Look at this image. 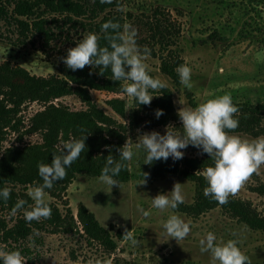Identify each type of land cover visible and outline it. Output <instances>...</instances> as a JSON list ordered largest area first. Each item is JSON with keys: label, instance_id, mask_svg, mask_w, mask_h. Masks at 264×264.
I'll use <instances>...</instances> for the list:
<instances>
[{"label": "rangeland", "instance_id": "1", "mask_svg": "<svg viewBox=\"0 0 264 264\" xmlns=\"http://www.w3.org/2000/svg\"><path fill=\"white\" fill-rule=\"evenodd\" d=\"M81 1L92 4L95 0ZM119 3L120 7L112 12L139 18L160 10L179 27V37L170 49L176 50L184 64L192 69V89L188 90L180 81L174 84L163 75L159 57L148 56L145 61L150 73L171 90L176 113L182 106H191L189 100L197 106L206 99L225 93H229L236 104L257 105L264 102V0H119ZM64 20H59L60 29L52 28L56 38L49 47H45L43 41L37 38H31L22 45L17 40L14 27L8 29L0 26V65L8 63L11 67H20L35 77H61L58 73L62 61L60 57L66 56L67 49L74 47L90 32L91 23L88 17L72 18L73 22L67 24H64ZM88 94L104 115L125 126L126 140L131 139L133 142L131 147L134 156L127 161L128 179L119 183V187L110 188L97 177L76 175L66 191L56 195L57 198L48 193L46 196L49 204L54 205L63 216L67 215L66 208H69L73 220L66 218L67 232L54 233L57 229L46 221L33 220L31 222H37L39 227L33 226L29 237L15 245L11 242L3 244L0 235V246L6 245L7 250L29 248L35 264H88L89 260L93 264H103L107 260H111L112 264H211V254L201 253L199 244L210 231L218 239L241 240L239 247L249 257L250 264H264V233L251 230L219 208L197 218L176 211L182 219L190 222L191 231L183 240L170 238L163 224L173 210L161 212L155 209L151 198L158 193L170 192L173 184L178 182L182 184V204L190 205L194 200L195 186L177 175L154 181L148 179L146 185H137L142 179L141 172H148V165L144 164L146 152L135 148L140 133L155 130L163 135L165 126L151 130L135 129V109L127 110L128 98L123 93L89 90ZM111 100L123 101V118L110 108L108 102ZM51 106L72 114L86 110V106L74 95L49 104L33 102L23 105L11 124L0 128V166L4 161L8 162V157L16 151L44 146V130L38 129L35 123L37 116ZM67 122L68 119L65 124ZM170 124L182 128L181 121ZM237 135L249 139L262 136ZM70 137L68 127H64L59 133L55 149ZM181 151L184 157L194 155L188 148ZM261 184H264V165L229 198L249 202L264 217V196L252 191ZM29 186L7 184L16 194L27 196V200H23L28 205L33 203L27 195ZM81 205L109 232L117 245L115 252L109 253L101 244L86 237L78 217ZM27 208L15 214L7 208H1L0 221L5 222L7 229L12 228L18 219L25 220L24 211ZM140 209L149 211L151 215L144 217ZM125 229L133 232L140 242L139 246H132L124 238ZM34 230L39 235L33 237ZM117 233L120 234L119 239Z\"/></svg>", "mask_w": 264, "mask_h": 264}, {"label": "trees", "instance_id": "2", "mask_svg": "<svg viewBox=\"0 0 264 264\" xmlns=\"http://www.w3.org/2000/svg\"><path fill=\"white\" fill-rule=\"evenodd\" d=\"M118 7H120L119 0H112L111 3H101L100 0H95L92 4L81 0H0V26H5L8 29L14 27L17 40L22 45L31 38H37L43 41L45 47H49V44L56 38L52 28L60 29L59 20L65 19L64 24H67L73 22L72 18L88 17L91 20L90 32L100 35V45L107 46V41L103 39L104 33L101 32V26L109 20L119 22L121 25L130 23L138 31L137 44L141 47L146 46L150 50V57H159L161 73L174 84H178L180 79L176 69L184 64V61L176 50L170 48L176 44V39L180 34L179 27L160 10H155L150 16L136 18L131 14L123 16L118 12H112ZM97 19L98 21L95 22ZM58 73L61 77L52 75L41 78L31 76L20 67H11L8 63L0 65V128L10 125L20 108L27 103L49 104L54 100L74 95L86 106L85 111L73 114L61 112L53 106L40 113L35 124L38 125V129L44 130V146L29 148L26 151H16L8 157V162L4 161L5 163L0 166V189L7 187V184L27 186L37 182L42 183L37 165L40 162L51 163L52 154L57 152L55 145L58 142L59 133L64 127H68L71 137L77 138L82 134L81 130L83 129L84 134H87L85 141L87 148L84 153H81L79 159L67 168L66 177L55 182L51 189H46V193L52 195L53 198H57V194L65 192L76 175L85 174L99 178L109 154L117 161L120 160L117 149L125 144L126 128L123 124L104 115L91 101L88 92L94 90L122 94L124 81H113L110 68L86 66L83 70L72 71L62 61L58 66ZM150 75L152 74L150 73ZM153 95L155 96L150 105H139L134 110L133 126L135 129L151 130L180 122L172 104L171 90L165 87L153 92ZM108 103L120 118L124 117L123 101L111 100ZM189 104L191 107H195L191 100H189ZM234 104L239 108L235 117L239 120V126L234 134L264 136V102L257 105ZM156 109H162L164 112V115L158 119L154 115ZM67 119L68 122L65 124ZM105 146H109L111 152ZM187 148L194 155L183 157L178 161H173L169 157L166 161H154L148 165L147 173H149L150 181L177 175L194 184L195 195L192 204H180L175 211L197 218L208 211L219 208L251 230L264 233V217L260 216L249 202L228 198L226 204L220 205L211 197L204 195L207 181L203 172L206 167L213 166V159L191 145ZM123 163L126 167L121 170L118 176L114 177L118 183L125 182L129 177L127 161ZM252 191L264 196V184L253 188ZM18 199L27 200V196L24 194L20 196L11 190L10 198L7 201L0 198V209L7 208L9 212H12ZM49 205L52 209L51 218L41 220L55 227L57 230L54 233L67 232L66 218L69 217L70 221L73 220L69 208H66L67 215L63 216L54 205ZM27 207L28 203L24 208ZM78 217L88 239L98 242L109 253L115 252L117 245L114 239L83 205L78 209ZM33 226L39 227L37 222L27 224L26 220L18 219L14 227L7 229L5 222L0 221V235L3 244L11 242L16 245L25 240L31 234ZM117 238H120L119 233H117ZM18 250L26 258V264H35V259L29 248Z\"/></svg>", "mask_w": 264, "mask_h": 264}, {"label": "clouds", "instance_id": "3", "mask_svg": "<svg viewBox=\"0 0 264 264\" xmlns=\"http://www.w3.org/2000/svg\"><path fill=\"white\" fill-rule=\"evenodd\" d=\"M100 2L111 3L112 0ZM101 32L104 33L103 39L107 41V46L100 45V35L89 32L74 47L67 49L66 56L60 57L62 62L72 71L83 70L86 66L110 68L113 81H124L122 93L128 98L127 110L136 109L139 105H150L154 97L153 92L164 89L166 84L150 75L149 66L145 62L150 50L137 44V29L130 23L121 25L109 20L101 26ZM176 71L180 83L191 90L192 69L187 64H182ZM100 74L102 75V72ZM238 112L239 108L233 103L229 93L206 99L195 107L182 106L177 112L182 128L168 124L163 135L155 130L142 132L137 136L135 148L146 152L144 164L147 165L154 161H166L169 157L173 161L181 160L184 157L181 150L189 145L200 149L213 159V166L206 167L203 172L207 181L204 195L224 205L229 196L235 195L264 165V136L249 139L234 134L239 126V120L235 118ZM154 115L158 119L164 112L162 109H156ZM125 123L127 126L126 121ZM81 132L78 138L72 136L62 143L57 152L52 154L50 164L38 163V175L43 182L29 186L27 195L33 203L24 211L27 222L51 218L52 209L46 199V189H51L55 182L63 180L67 175V168L86 151L87 134H84L83 129ZM132 143L131 139H127L125 144L117 149L119 161L111 154L106 157L99 179L110 188L119 187L114 177L126 167L123 162L133 158ZM105 147L111 152L109 146ZM141 176L142 179L137 185H146L149 173L141 172ZM10 194L11 188L0 189V198L4 201L10 198ZM151 200L152 206L161 212L173 210L163 224L168 236L176 241L185 239L191 231L190 222H186L174 211L184 202L182 184L174 183L170 192L158 193ZM26 204L27 201L18 199L12 213L15 214ZM140 211L144 217L151 215L149 211ZM36 235L39 233L34 230L33 237ZM124 238L132 246H139L140 242L132 231L125 229ZM241 243L239 239H218L210 231L199 241L201 253L211 254V264H250L249 257L239 247ZM0 261L2 264H26L27 260L20 250H7L5 245L0 246ZM88 264H93V261L89 260ZM103 264H112V261L107 260Z\"/></svg>", "mask_w": 264, "mask_h": 264}]
</instances>
